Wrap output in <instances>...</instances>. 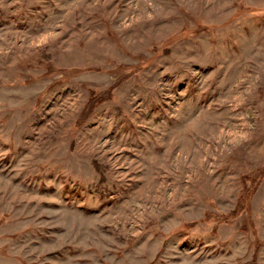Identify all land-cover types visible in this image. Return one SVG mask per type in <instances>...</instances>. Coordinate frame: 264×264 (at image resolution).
Instances as JSON below:
<instances>
[{"label":"rangeland","instance_id":"374dc122","mask_svg":"<svg viewBox=\"0 0 264 264\" xmlns=\"http://www.w3.org/2000/svg\"><path fill=\"white\" fill-rule=\"evenodd\" d=\"M0 264H264V0H0Z\"/></svg>","mask_w":264,"mask_h":264},{"label":"trees","instance_id":"16d2710c","mask_svg":"<svg viewBox=\"0 0 264 264\" xmlns=\"http://www.w3.org/2000/svg\"><path fill=\"white\" fill-rule=\"evenodd\" d=\"M106 99V98H105ZM101 101H103L104 100V98H102V99H100ZM100 100H96V97H94V98H92V99H90L89 100V102H88V104H87V106H86V109H85V111H83V113H82V117L83 118H81V119H78V123H81L82 122V119H85L86 118V115L88 114V112H89V110H90V107H93V105L91 104L92 102L94 103L95 101H100ZM91 104V105H90ZM89 105V106H88ZM85 113V115H83ZM236 213H238V211H233V212H231L229 215H232V216H234ZM229 215H224V216H218V217H221V219L223 218V219H226V218H228V216Z\"/></svg>","mask_w":264,"mask_h":264}]
</instances>
